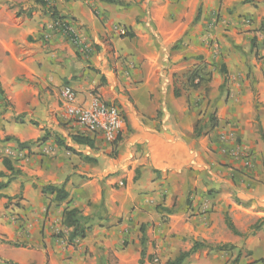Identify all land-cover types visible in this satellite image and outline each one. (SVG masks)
I'll return each mask as SVG.
<instances>
[{
    "label": "crops",
    "instance_id": "1",
    "mask_svg": "<svg viewBox=\"0 0 264 264\" xmlns=\"http://www.w3.org/2000/svg\"><path fill=\"white\" fill-rule=\"evenodd\" d=\"M117 1L0 0V138L19 140L0 142V181L4 157L21 170L0 190V264H168L195 240L234 248L184 264H264V0ZM66 86L120 107L115 143L66 116Z\"/></svg>",
    "mask_w": 264,
    "mask_h": 264
},
{
    "label": "trees",
    "instance_id": "2",
    "mask_svg": "<svg viewBox=\"0 0 264 264\" xmlns=\"http://www.w3.org/2000/svg\"><path fill=\"white\" fill-rule=\"evenodd\" d=\"M42 1L44 3V0H36V2H40ZM109 2H119L117 0H108ZM53 14L56 15V10H53ZM262 28L264 29V21L262 22ZM126 36H132V34L128 31ZM206 65H202V66H197L195 67L193 70H190L186 77H187V83L190 87L193 88H198L200 87L203 83L207 84L211 81V73H208L207 71H205ZM209 86H207V90H209ZM0 94H2V90L0 87ZM176 94L179 95V90H176ZM209 122L211 125V128H214L217 126V118L215 116V114L213 113L210 117H209ZM201 129L202 127L199 126V123L196 126V135H200L201 133ZM73 139L77 142H83V138H80L79 136H74ZM10 140H16L17 143H19V140L12 137V136H5L4 138H0V142H4V141H10ZM4 164L6 166V168L8 170L11 171V175L8 177V179L6 181H0V190L6 188L10 182L12 181V179L21 173V170L16 168L13 165L12 159L9 157H4L3 158ZM4 173H0V176H4ZM43 192L44 193H52L55 194V201L57 202H63L65 201L68 196L69 193L67 192V190L65 189V185H52V184H48V185H44L43 186ZM226 222L228 224V227L234 232L239 234L240 232L236 229V227L234 226L229 214H226ZM63 223L64 225L71 229L68 235V240L70 242H73L74 239L76 238H85L87 236V232L90 229V225L89 223V218L84 216L81 212L80 209L75 208V207H67L64 211V216H63ZM259 227V224L255 225V229H257ZM142 231L144 233V229L142 228ZM58 237H65L64 233L61 231L58 235ZM143 241L145 240V234L143 235ZM203 247H209L210 249L213 250H229V249H233L234 246L233 245H229V244H218L216 246H211L209 244H206L203 241H199V240H195L193 246L187 250V251H183L181 252L177 257H175L172 260H169L168 264H184V262L186 261L187 258H189L193 253H195L196 251H198L199 249L203 248ZM240 257H241V252L239 251L237 256L232 259L229 264H239L240 262Z\"/></svg>",
    "mask_w": 264,
    "mask_h": 264
},
{
    "label": "built area",
    "instance_id": "3",
    "mask_svg": "<svg viewBox=\"0 0 264 264\" xmlns=\"http://www.w3.org/2000/svg\"><path fill=\"white\" fill-rule=\"evenodd\" d=\"M58 25L63 32L70 33L71 29L68 24L59 22ZM114 30L122 36H126L128 32L124 26H114ZM75 41L77 42L76 39ZM62 102L66 116L77 124L86 130L102 134L109 143L117 141L124 126V117L118 105L106 103L99 97H94L88 104H79L76 101L75 90L69 86L63 88ZM244 152L241 149L236 151L237 154L242 153V155ZM244 158L245 165L250 167L252 162L249 159V154ZM155 261H158V258H155Z\"/></svg>",
    "mask_w": 264,
    "mask_h": 264
},
{
    "label": "rangeland",
    "instance_id": "4",
    "mask_svg": "<svg viewBox=\"0 0 264 264\" xmlns=\"http://www.w3.org/2000/svg\"><path fill=\"white\" fill-rule=\"evenodd\" d=\"M60 232L57 233V235L59 234Z\"/></svg>",
    "mask_w": 264,
    "mask_h": 264
}]
</instances>
